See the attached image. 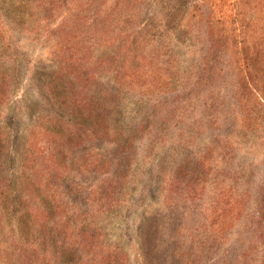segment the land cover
<instances>
[{"label":"rangeland","instance_id":"rangeland-1","mask_svg":"<svg viewBox=\"0 0 264 264\" xmlns=\"http://www.w3.org/2000/svg\"><path fill=\"white\" fill-rule=\"evenodd\" d=\"M65 1L0 0V264H40L61 221L70 264H264V0H105L85 19L129 42L93 44L81 77L43 33L82 22Z\"/></svg>","mask_w":264,"mask_h":264},{"label":"trees","instance_id":"trees-1","mask_svg":"<svg viewBox=\"0 0 264 264\" xmlns=\"http://www.w3.org/2000/svg\"><path fill=\"white\" fill-rule=\"evenodd\" d=\"M42 1V0H40ZM46 1V0H44ZM56 4L58 6H63L66 7L67 9H70L69 7L66 6V1L65 0H55ZM45 3V2H44ZM42 3L41 7L48 12H54L55 10L58 11L59 7L54 6L53 3L49 2V5L45 6V4ZM105 3V0H102L101 2L94 1V0H87V1H77L76 6L74 9L71 11L70 15L75 14L74 11L76 10L77 12H82L84 13L83 16L81 17L82 22H69V21H62L60 22L53 30H44L43 33H48L49 35L53 36L54 39L57 40V45H58V52L61 53L59 56H61V61L67 62L68 64L66 65L67 68L71 69V73L74 70L78 71L79 77L82 75H86V72L84 73L82 71V68H88L89 66L86 65V60L88 59L87 55L89 56L90 54V49L92 45L94 44H112L115 42H120V44L125 45L129 42L127 35L125 34V30H119V32L116 34V27L115 26H110L112 25L111 23H108L107 17L103 16L102 19H99L100 21H96L94 23L93 21L86 20V12L90 11L92 7L99 6L100 4L103 5ZM113 18H109L111 21ZM92 26L93 28L89 30V34L87 37H91L87 39L86 35L84 34V28L86 26ZM53 31L58 32L57 35L53 33ZM76 33V35H74ZM47 35V34H46ZM85 37V38H84ZM11 38L10 32L4 28V25L0 24V40L1 41H6V47H10L11 45L9 44ZM74 45V46H73ZM74 48H73V47ZM102 63H104L102 61ZM118 70V67H116ZM121 71V70H119ZM65 73H58L59 76L57 79L61 80L63 77L66 78L65 82H69V74L70 72H67L66 70L64 71ZM123 74V73H122ZM130 77V75H128ZM5 83L3 82V86L5 89ZM70 92V91H69ZM90 95H96L95 92L93 93L91 90L89 91ZM71 94V92H70ZM98 94V93H97ZM87 94V90H85V93L83 96H81V93H77L74 96H70L69 100H72V103L74 106H79L81 109H85L87 111L89 106L92 104V102L89 100L90 96ZM115 95L114 94H106L103 100H110L113 98ZM100 108L102 107V104L99 106ZM95 107L91 108L92 111H87L86 116L88 121L92 122L96 119L103 121V113H101V118H97L95 114L99 113L96 111H93ZM97 110V109H96ZM139 123H145L146 119L142 116L138 118ZM105 129V126H104ZM137 129V128H136ZM106 130V129H105ZM32 131V135H33ZM118 134V132H117ZM92 168H95L93 166ZM99 182H102L101 187H102V195L101 198H103V201H115L116 199V194H114V191L110 188H113L114 190L117 188L115 184H113V180L108 181L106 178H101ZM103 189H108L104 190ZM82 190V189H81ZM80 192V189L77 190ZM89 195L94 194L98 195L100 197L99 193V187H96L92 192H88ZM78 195V194H77ZM76 201V200H74ZM67 205V202L63 204L62 207V212H64V207ZM58 208V206H54ZM82 214H78V216H81ZM55 224V225H54ZM68 223L66 221H61L59 223H53L52 228L48 227H40V230L38 231V238H37V249H41L42 256L39 258L40 264H48L45 260L44 256H48L49 260H54L52 264H70L73 262L74 259L78 257L79 249L77 248V244H79L76 240L69 241V237H73L71 233L68 231ZM68 231V232H67ZM257 237L258 234L254 231L251 230ZM20 244L24 245L25 242L23 239H20ZM17 244V245H20ZM11 249L16 253L19 252L20 250L17 248V246H11ZM11 253V252H10ZM12 256V253L9 254L7 253L6 256ZM21 254L15 255V257H19ZM9 262V263H8ZM5 263L8 264H13V261L10 260L8 257H6Z\"/></svg>","mask_w":264,"mask_h":264}]
</instances>
